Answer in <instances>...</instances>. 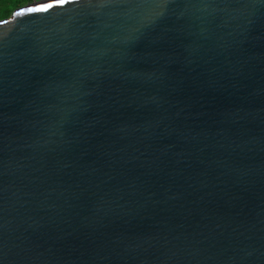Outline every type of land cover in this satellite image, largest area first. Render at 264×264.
<instances>
[{
	"label": "water",
	"instance_id": "1",
	"mask_svg": "<svg viewBox=\"0 0 264 264\" xmlns=\"http://www.w3.org/2000/svg\"><path fill=\"white\" fill-rule=\"evenodd\" d=\"M0 19V264H264V0H67Z\"/></svg>",
	"mask_w": 264,
	"mask_h": 264
},
{
	"label": "trees",
	"instance_id": "2",
	"mask_svg": "<svg viewBox=\"0 0 264 264\" xmlns=\"http://www.w3.org/2000/svg\"><path fill=\"white\" fill-rule=\"evenodd\" d=\"M29 1V0H28ZM0 19L8 17V12L23 4V0H0Z\"/></svg>",
	"mask_w": 264,
	"mask_h": 264
},
{
	"label": "snow or ice",
	"instance_id": "3",
	"mask_svg": "<svg viewBox=\"0 0 264 264\" xmlns=\"http://www.w3.org/2000/svg\"><path fill=\"white\" fill-rule=\"evenodd\" d=\"M67 0H52L51 3L40 5L37 8H30L28 9L29 12H37V11H47L53 7H62Z\"/></svg>",
	"mask_w": 264,
	"mask_h": 264
},
{
	"label": "rangeland",
	"instance_id": "4",
	"mask_svg": "<svg viewBox=\"0 0 264 264\" xmlns=\"http://www.w3.org/2000/svg\"><path fill=\"white\" fill-rule=\"evenodd\" d=\"M42 1H44V0H23V4H20L17 8H13V9H11L9 12H8V17L16 10V9H18V8H22V7H26V6H28V5H32V4H34V3H38V2H42ZM2 4H0V6H1Z\"/></svg>",
	"mask_w": 264,
	"mask_h": 264
}]
</instances>
